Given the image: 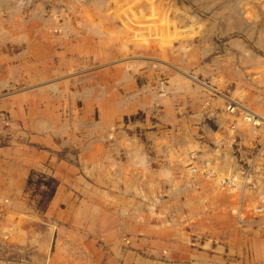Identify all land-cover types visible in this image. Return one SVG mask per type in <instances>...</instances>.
I'll use <instances>...</instances> for the list:
<instances>
[{"label": "rangeland", "instance_id": "1", "mask_svg": "<svg viewBox=\"0 0 264 264\" xmlns=\"http://www.w3.org/2000/svg\"><path fill=\"white\" fill-rule=\"evenodd\" d=\"M23 50L33 60L42 53L48 68L64 73L135 75L143 101L155 93V108L167 100L177 109L207 100L226 105L232 120L224 136L180 145L173 165L179 176L185 172L188 190L207 193L205 202L223 198L229 203L223 212L238 228L254 229L255 254L253 248L244 254L264 261V246L256 245L264 244V0H0V55ZM75 105L79 111L69 102L59 108L67 123L82 117L81 102ZM92 116L102 121L100 107ZM57 184L48 168L33 173L31 219L0 225V264H104L92 259L86 237L74 241L69 234L73 222L61 220L69 211L51 204Z\"/></svg>", "mask_w": 264, "mask_h": 264}, {"label": "crops", "instance_id": "2", "mask_svg": "<svg viewBox=\"0 0 264 264\" xmlns=\"http://www.w3.org/2000/svg\"><path fill=\"white\" fill-rule=\"evenodd\" d=\"M28 55H0V225L21 216L30 221L31 177L48 168L58 183L51 204L69 211L61 220L73 222L74 241L88 239L94 261L258 264L244 254L254 251V229L240 230L223 212L229 205L223 198L205 202L207 193L188 190L185 172L179 176L173 165L180 145L224 136L232 120L226 105L207 100L177 109L167 100L155 108V93L143 101L135 75L64 73L55 64L48 68L42 53L34 60ZM65 102L76 110L81 102L82 117L64 121L59 108ZM98 107L100 122L92 116ZM113 126L121 132L112 133ZM74 127L82 134L68 133Z\"/></svg>", "mask_w": 264, "mask_h": 264}, {"label": "bare ground", "instance_id": "3", "mask_svg": "<svg viewBox=\"0 0 264 264\" xmlns=\"http://www.w3.org/2000/svg\"><path fill=\"white\" fill-rule=\"evenodd\" d=\"M190 77H192V76H190ZM259 79H260V78H259ZM186 81H187V80H186ZM160 85H162V84H160ZM163 86H164V85H163ZM164 87H165V86H164ZM160 88H161V87H160ZM166 88H167V86H166ZM167 89H168V88H167ZM167 89H166V90H167ZM170 89H171V88H170ZM159 90H160V89H159ZM163 91H164V90H163ZM165 92H166V91H165ZM168 92H169V91H168ZM159 94H160V93H159ZM161 94H162V93H161ZM163 94H164V93H163ZM167 96H168V95H167ZM167 96L164 95V96H162V97H165V99H166ZM163 99H164V98H163ZM227 99H228V98H227ZM230 101H231V99H230ZM230 106H231V105H230ZM228 107H229V106H227V110H228ZM247 108H248V107H247ZM245 110H246V109H245ZM247 112H248V111H247ZM249 112H251V111H249ZM245 115H246V114H245ZM248 115H249V114H248ZM253 115H254V114H253ZM247 117H248V116H247ZM249 117H250V116H249ZM234 118H235V117H234ZM258 118H259V117H258ZM237 119H238V118H237ZM240 119H241V118H240ZM256 119H257V117H256ZM261 120H262V119H261ZM238 121H240V120H238ZM247 121H248V120H247ZM238 123H239V122H238ZM253 123H254V122H253ZM239 124H240V123H239ZM257 124H258V123H257ZM254 126H255V125H254ZM252 127H253V126H252ZM231 128H232V127H231ZM251 129H252V128H251ZM254 132H255V131H254ZM237 133H238V132H237ZM228 141H229V140H228ZM226 143H227V142H226ZM203 144H204V143H203ZM200 159H202V156H201ZM198 160H199V159H198ZM205 163H206V162H205ZM207 163H208V162H207ZM207 163H206V164H207ZM192 164H193V163H192ZM192 164H191V165H192ZM252 164H253V163H252ZM196 167H197V166H196ZM207 168H208V167H207ZM210 168H211V167H210ZM241 168H242V167H241ZM203 169H204V168H203ZM194 170H195V169H194ZM199 170H200V169H199ZM204 170H205V169H204ZM207 170H208V169H207ZM201 171H202V170H201ZM208 171H209V170H208ZM188 172H189V171H188ZM220 172H222V171H220ZM239 172H240V171H239ZM201 173H202V172H201ZM203 174H204V173H203ZM220 174H221V173H220ZM180 175H181V174H180ZM229 175H230V174H229ZM210 177H211V176H210ZM233 177H234V176H233ZM235 177H236V176H235ZM216 179H217V178H216ZM258 179H259V178H258ZM211 180H213V179H211ZM217 180H218V179H217ZM214 181H215V180H214ZM216 182H217V181H216ZM260 183H261V182H260ZM183 184H184V183H183ZM217 184H218V183H217ZM217 184H216V185H217ZM196 185H197V183H196ZM243 185H245V184H243ZM192 186H193V185H192ZM197 186H198V185H197ZM232 187H233V186H232ZM189 189H190V187H189ZM194 189H195V188L191 187V190H192V191H194ZM220 189H221V188H220ZM234 189H235V188H234ZM234 189H233V190H234ZM259 190H260V189H259ZM239 192H240V191H239ZM248 195H249V194H248ZM263 215H264V214H263ZM263 221H264V220H263ZM231 228H232V227H231ZM214 235H215V234H214ZM198 236H199V235H198ZM191 238H192V237H191ZM216 242H217V241H216ZM251 243H252V242H251ZM261 243H262V242H256V245H257L259 248H263V247H261V246H263L264 244L260 245ZM259 245H260V246H259ZM194 246H195V245H194ZM252 247H254V246H252ZM193 248H194V247H193ZM193 248H192V249H193ZM256 248H257V247H256ZM257 249H258V248H257ZM208 250H209V249H208ZM260 250H261V249H260ZM203 251H204V250H203ZM37 253H38V252H37ZM258 253H260V252H258ZM262 263H263V262H262Z\"/></svg>", "mask_w": 264, "mask_h": 264}, {"label": "built area", "instance_id": "4", "mask_svg": "<svg viewBox=\"0 0 264 264\" xmlns=\"http://www.w3.org/2000/svg\"><path fill=\"white\" fill-rule=\"evenodd\" d=\"M228 110H229V111H234V110H235V108H234V107H232V106H229V107H228Z\"/></svg>", "mask_w": 264, "mask_h": 264}]
</instances>
